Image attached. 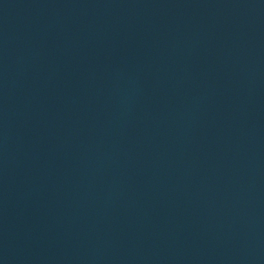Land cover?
<instances>
[{
    "label": "water",
    "instance_id": "obj_1",
    "mask_svg": "<svg viewBox=\"0 0 264 264\" xmlns=\"http://www.w3.org/2000/svg\"><path fill=\"white\" fill-rule=\"evenodd\" d=\"M0 264H264V0H0Z\"/></svg>",
    "mask_w": 264,
    "mask_h": 264
}]
</instances>
